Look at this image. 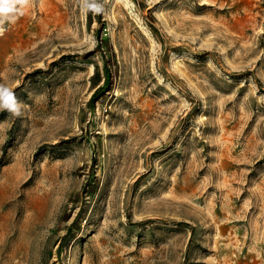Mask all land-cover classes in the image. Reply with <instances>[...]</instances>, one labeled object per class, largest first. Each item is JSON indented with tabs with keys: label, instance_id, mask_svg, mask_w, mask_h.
Segmentation results:
<instances>
[{
	"label": "rangeland",
	"instance_id": "obj_1",
	"mask_svg": "<svg viewBox=\"0 0 264 264\" xmlns=\"http://www.w3.org/2000/svg\"><path fill=\"white\" fill-rule=\"evenodd\" d=\"M100 2L0 32V264H264V0Z\"/></svg>",
	"mask_w": 264,
	"mask_h": 264
},
{
	"label": "clouds",
	"instance_id": "obj_2",
	"mask_svg": "<svg viewBox=\"0 0 264 264\" xmlns=\"http://www.w3.org/2000/svg\"><path fill=\"white\" fill-rule=\"evenodd\" d=\"M26 6L27 0H0V32L4 31V24L15 23L18 16L23 15ZM81 7L83 11H91L94 14L103 11L100 0H82ZM0 110H7L16 116L22 112V104L13 89L3 84H0Z\"/></svg>",
	"mask_w": 264,
	"mask_h": 264
},
{
	"label": "trees",
	"instance_id": "obj_3",
	"mask_svg": "<svg viewBox=\"0 0 264 264\" xmlns=\"http://www.w3.org/2000/svg\"><path fill=\"white\" fill-rule=\"evenodd\" d=\"M93 14H94V13H92L91 11H88L89 22H92ZM99 20H100V19H99ZM101 44H102L103 47H105V48L108 50V52H109V54H110V57H111V59H112V64H113V66L116 68L117 63H116V60H115L114 54H113V52H112V49H111V47H110V43H109L108 41H106V40H105V41L103 40V41L101 42ZM97 50H98L99 52H101V51H102V47L98 46V47H97ZM105 68H106V67H105ZM115 72H116V71H115ZM109 79H110V72H109L108 69H105V80H106V81H109ZM94 96L96 97L97 94H95ZM95 97H93V98H95ZM67 218H68V217H67ZM66 242H67V237H64L63 240L61 241V246H60V248H62V247L66 244Z\"/></svg>",
	"mask_w": 264,
	"mask_h": 264
}]
</instances>
